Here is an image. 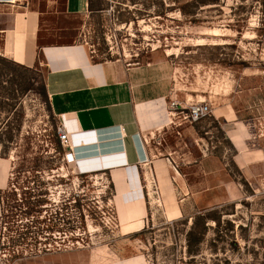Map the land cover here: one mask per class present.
I'll use <instances>...</instances> for the list:
<instances>
[{
    "label": "rangeland",
    "instance_id": "374dc122",
    "mask_svg": "<svg viewBox=\"0 0 264 264\" xmlns=\"http://www.w3.org/2000/svg\"><path fill=\"white\" fill-rule=\"evenodd\" d=\"M35 2L42 43L82 41L96 59L146 68L168 90L169 106L207 101L212 112L195 123L173 119L195 126L196 136L170 126L154 142L159 156L175 157L182 212L172 216L151 191L147 227L122 237L107 220L110 179L77 174L63 158L43 58L26 66L0 51V157L13 161L10 185L0 191V264L78 247L108 261L264 264V0H89L84 14L66 13L64 0ZM224 107L232 118L217 112ZM243 149L262 161L246 166ZM36 198L39 212L23 213Z\"/></svg>",
    "mask_w": 264,
    "mask_h": 264
},
{
    "label": "crops",
    "instance_id": "0c3cea01",
    "mask_svg": "<svg viewBox=\"0 0 264 264\" xmlns=\"http://www.w3.org/2000/svg\"><path fill=\"white\" fill-rule=\"evenodd\" d=\"M63 4L69 14H84L89 8V0H64ZM42 28L43 12L35 0H0V51L26 66L43 58L52 111L70 135V145L63 149L66 164L77 174L110 179L115 189L110 203L122 237L147 227L155 192L166 208L170 204L172 216L181 213L175 184L182 191L185 185L174 166L175 157L171 152L159 156L154 142L161 129L170 126L185 138L196 136L197 129L173 120L168 90L153 84L143 66L129 65L121 58L96 59L82 41L42 43ZM226 108L217 112L232 118L236 112ZM240 154L250 160L246 166L263 157L248 149ZM12 169V159L0 157V191L10 185ZM153 180L157 191L152 189ZM100 252L86 247L53 250L11 264H146L135 255L108 261Z\"/></svg>",
    "mask_w": 264,
    "mask_h": 264
},
{
    "label": "built area",
    "instance_id": "2783aa9c",
    "mask_svg": "<svg viewBox=\"0 0 264 264\" xmlns=\"http://www.w3.org/2000/svg\"><path fill=\"white\" fill-rule=\"evenodd\" d=\"M171 104L170 114L174 119L178 120V122L195 123L212 112V107L207 101H196L191 103L190 105H184L180 102L173 101ZM57 133L63 149H66L70 145L69 132L64 128L63 125L58 124ZM70 154L72 153H65V156L68 157ZM153 184L157 186L155 180H153ZM107 217V220L109 222H112L115 225L117 224L116 212L113 206L109 208Z\"/></svg>",
    "mask_w": 264,
    "mask_h": 264
},
{
    "label": "trees",
    "instance_id": "16d2710c",
    "mask_svg": "<svg viewBox=\"0 0 264 264\" xmlns=\"http://www.w3.org/2000/svg\"><path fill=\"white\" fill-rule=\"evenodd\" d=\"M202 1H204V2H209V3H218V0H202ZM47 91V90H46ZM48 94V93H47ZM60 142V141H59ZM44 194V192L42 193V191H39L36 195H43ZM42 199H39V198H36V200H35V202H33V201H30V200H28V201H26L25 203H27L26 204V207L25 208H22L21 210L23 211V213H26V214H32V213H34V212H39V208H37V206L38 205H40V204H42ZM21 208V207H20ZM29 228V226L27 225V229ZM193 231L191 230L190 232H189V242L191 243L192 242V235H193ZM23 233H19V237L22 235ZM200 239V238H199ZM199 239H198V241H199Z\"/></svg>",
    "mask_w": 264,
    "mask_h": 264
}]
</instances>
